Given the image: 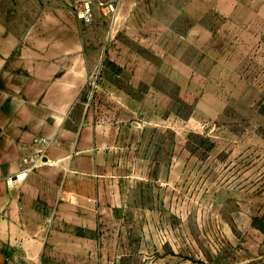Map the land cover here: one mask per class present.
<instances>
[{"label":"rangeland","instance_id":"rangeland-1","mask_svg":"<svg viewBox=\"0 0 264 264\" xmlns=\"http://www.w3.org/2000/svg\"><path fill=\"white\" fill-rule=\"evenodd\" d=\"M30 1L0 0V10ZM37 1L75 14L68 0ZM81 27L94 61L86 105L165 129L145 132L166 141L165 159L129 194L144 210L136 245L152 264H264V0H120L115 16L96 10Z\"/></svg>","mask_w":264,"mask_h":264},{"label":"crops","instance_id":"crops-1","mask_svg":"<svg viewBox=\"0 0 264 264\" xmlns=\"http://www.w3.org/2000/svg\"><path fill=\"white\" fill-rule=\"evenodd\" d=\"M34 1V9L0 10V264H137L138 257L152 264L145 245H136L145 243L136 231L144 210L129 194L165 159L166 141L144 138L148 127L160 134L164 126L95 114L83 97L94 61L81 20L62 7L39 10ZM43 146L37 166L9 184L27 166L24 157ZM168 260L162 255L158 264Z\"/></svg>","mask_w":264,"mask_h":264},{"label":"built area","instance_id":"built-area-1","mask_svg":"<svg viewBox=\"0 0 264 264\" xmlns=\"http://www.w3.org/2000/svg\"><path fill=\"white\" fill-rule=\"evenodd\" d=\"M72 6L73 12L75 15L84 22L93 21L96 10H100L103 14L107 16H115L118 11V4L120 0H68ZM89 83H96L95 74H91L89 77ZM41 143H47V138L41 137L38 139ZM45 147H40L34 156L24 157V162L27 166L24 169L16 174L15 176L10 177L7 181L9 184H14L16 181L23 180L29 170L37 166L38 162L42 160Z\"/></svg>","mask_w":264,"mask_h":264}]
</instances>
